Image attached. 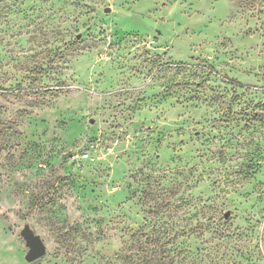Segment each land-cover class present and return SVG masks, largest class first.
<instances>
[{"label": "rangeland", "instance_id": "rangeland-1", "mask_svg": "<svg viewBox=\"0 0 264 264\" xmlns=\"http://www.w3.org/2000/svg\"><path fill=\"white\" fill-rule=\"evenodd\" d=\"M0 264H264V0H0Z\"/></svg>", "mask_w": 264, "mask_h": 264}, {"label": "water", "instance_id": "water-1", "mask_svg": "<svg viewBox=\"0 0 264 264\" xmlns=\"http://www.w3.org/2000/svg\"><path fill=\"white\" fill-rule=\"evenodd\" d=\"M105 11H109V8H105ZM228 214V211L225 212L224 217H227ZM19 233L23 237L27 247V251L24 255V259L26 261L32 262L45 254L46 245L44 241L41 236L30 227L29 224H24Z\"/></svg>", "mask_w": 264, "mask_h": 264}]
</instances>
